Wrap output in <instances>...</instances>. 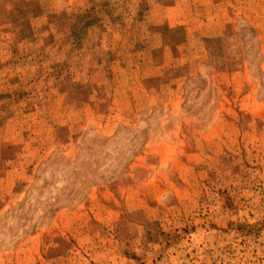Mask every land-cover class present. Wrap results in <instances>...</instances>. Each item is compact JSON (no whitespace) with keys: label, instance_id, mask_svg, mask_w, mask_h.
Returning a JSON list of instances; mask_svg holds the SVG:
<instances>
[{"label":"rangeland","instance_id":"1","mask_svg":"<svg viewBox=\"0 0 264 264\" xmlns=\"http://www.w3.org/2000/svg\"><path fill=\"white\" fill-rule=\"evenodd\" d=\"M0 264H264V0H0Z\"/></svg>","mask_w":264,"mask_h":264},{"label":"crops","instance_id":"2","mask_svg":"<svg viewBox=\"0 0 264 264\" xmlns=\"http://www.w3.org/2000/svg\"><path fill=\"white\" fill-rule=\"evenodd\" d=\"M162 8L166 9L168 12L167 20L169 21L170 25L172 27L174 26H185V28L188 30L187 32L191 35H188L189 38L191 36L194 38L201 37L205 38L206 35H198L195 34V32H199L201 30L202 24L205 23L204 20H201L200 17H197V14H195V18L189 19V15H187V12L185 11L186 7L183 5V2L176 1L171 5L168 6H161ZM187 19V20H186ZM161 22V21H160ZM215 21L213 20L212 23ZM194 27V28H192Z\"/></svg>","mask_w":264,"mask_h":264}]
</instances>
